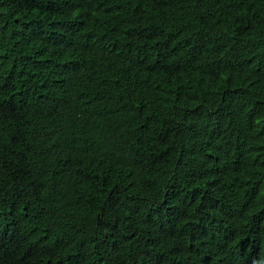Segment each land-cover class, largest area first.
<instances>
[{"label":"trees","instance_id":"16d2710c","mask_svg":"<svg viewBox=\"0 0 264 264\" xmlns=\"http://www.w3.org/2000/svg\"><path fill=\"white\" fill-rule=\"evenodd\" d=\"M0 264H264V0H0Z\"/></svg>","mask_w":264,"mask_h":264}]
</instances>
